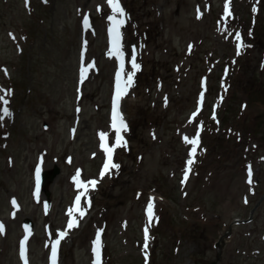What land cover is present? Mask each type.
I'll use <instances>...</instances> for the list:
<instances>
[{"label":"rangeland","instance_id":"obj_1","mask_svg":"<svg viewBox=\"0 0 264 264\" xmlns=\"http://www.w3.org/2000/svg\"><path fill=\"white\" fill-rule=\"evenodd\" d=\"M225 3L121 0L124 73L135 71L133 55L140 70L125 95L127 144L113 161L120 167L101 177L99 134L115 144L111 95L120 69L119 57L108 55L107 0H0V89L11 90L14 110L0 120V264H25L27 220L35 227L28 264H48L62 231V264H94L101 229L104 264L210 263L219 253L218 264H264V0H231L226 19ZM82 47L83 63L95 64L83 84ZM201 124L204 142L182 183L193 147L184 137L202 132ZM38 167L60 170L47 186V211L45 192L36 194ZM78 170L81 180L98 183L71 231L68 210L83 191L73 180Z\"/></svg>","mask_w":264,"mask_h":264},{"label":"snow or ice","instance_id":"obj_2","mask_svg":"<svg viewBox=\"0 0 264 264\" xmlns=\"http://www.w3.org/2000/svg\"><path fill=\"white\" fill-rule=\"evenodd\" d=\"M27 2V0H26ZM46 2V0H45ZM230 2L231 0H226L225 3V19L231 15L230 11ZM107 3L111 9L112 14L108 16V20L111 22V25L109 27V34L111 37V50L109 51L108 55L109 56H117L119 57L120 60V71L117 73L116 76V92H115V98L113 102V110H112V125L111 127L114 129L115 132V144L112 146H109L107 142V137L108 134L101 132L100 139L102 141L101 143V148L104 150V152L107 155L106 163L104 164L103 171L101 172V177H103L107 172H109L111 169H119V165L113 162V153L117 147H122L126 146L127 141L124 140L122 136V132L127 130V124L124 120V117L122 113L119 110L120 106V101L123 96L127 94V90L129 87H131L133 83V77L136 74V71L140 70V65L136 63V57L135 55L132 56L131 58V65L132 68L135 69V71L129 73L127 75V80L122 81L121 76L122 73L124 72V52L122 51V45H121V27L125 23V19L123 17L126 16L125 10L121 4V0H107ZM99 10V6H98ZM199 18V17H198ZM83 24L85 28L90 27V22H89V17L85 15L83 17ZM11 35V34H10ZM13 39L15 37L13 36ZM236 40L238 41V54H239V49L244 47L242 37L239 35V33L236 34ZM86 44V42H85ZM95 64L94 62L89 63L85 65L83 63V53H82V65L80 69V83L83 84L84 80L87 78V73L94 68ZM5 74L7 75V69H4ZM4 94L0 95V104L3 105L2 108H0V112L3 113L2 116H0V120H2L6 116H11L12 113L10 109L8 108L9 100L7 99L8 96L11 95V90L10 89H0ZM167 99V98H165ZM201 102L203 101V93H201ZM79 111V109H77ZM199 111V110H198ZM198 114V112L193 113V119L195 116ZM215 118V117H213ZM203 125L201 124V130H202ZM73 132H75V129H73ZM185 141L193 147L191 148V153L190 156L192 157L191 159L188 160V168L185 171L184 174V179L182 181L186 182L188 179V174L191 171V165L194 163L195 160V155L197 152V146L199 144V131L197 132L196 137L189 139L187 136L184 137ZM39 175H40V169L39 167L36 169V178H37V189H36V194L38 196L39 194ZM80 171L78 170L76 175L73 177V180L76 183V187L78 189H83L77 195L75 199V207L70 208L68 210V214L71 217L69 219L67 228L72 229L75 227H78L79 221L74 215V213H79V216L82 218L85 215V209L81 207V197L86 196L89 187L95 188L96 184L98 181L96 180H91V181H83L80 179ZM249 183H251V168L249 167ZM154 200L155 198H151L150 202L147 207V215H148V221H149V226L153 222L154 218ZM247 202V201H246ZM12 204L18 208V204L16 200L13 198ZM88 204L90 206V200L88 201ZM48 205L45 204V210L47 211ZM15 215V213H13ZM158 219V218H157ZM149 226H146L144 231H145V243H144V249H145V256L147 257V248H148V240H149ZM27 227V226H26ZM4 230V225L0 223V232H3ZM103 232V229L98 231L96 239L94 241V248L93 251L96 254V259H95V264H101V248H102V241H101V233ZM67 235L66 231H62L59 233V238H57L51 246V264H57V257H58V250H59V245L61 240ZM27 240H28V235L24 237V241L21 243V257L24 259L25 264H28L27 261Z\"/></svg>","mask_w":264,"mask_h":264},{"label":"water","instance_id":"obj_3","mask_svg":"<svg viewBox=\"0 0 264 264\" xmlns=\"http://www.w3.org/2000/svg\"><path fill=\"white\" fill-rule=\"evenodd\" d=\"M60 170L58 167H56V169L52 172H45L43 174V187L46 189L47 191V186L49 185V183H51L55 178L56 176L59 174ZM47 194L49 195V191H47ZM220 253L218 254V258L217 260L215 261H212L210 263H201V262H197V264H218V260L220 258Z\"/></svg>","mask_w":264,"mask_h":264},{"label":"bare ground","instance_id":"obj_4","mask_svg":"<svg viewBox=\"0 0 264 264\" xmlns=\"http://www.w3.org/2000/svg\"><path fill=\"white\" fill-rule=\"evenodd\" d=\"M123 41H124V38H123L122 33H121V43H122ZM108 143H110V141H109ZM191 158H192V157H191ZM191 158H190V159H191ZM191 167H192V165H191ZM48 189H49V188H48ZM42 194H43V193H41V191H40L39 194H38V196L41 197ZM27 233H28V232H27ZM29 234H31V233H28V235H29Z\"/></svg>","mask_w":264,"mask_h":264},{"label":"trees","instance_id":"obj_5","mask_svg":"<svg viewBox=\"0 0 264 264\" xmlns=\"http://www.w3.org/2000/svg\"><path fill=\"white\" fill-rule=\"evenodd\" d=\"M263 68H264V67H263ZM246 69H247V71H249V72L252 71L251 73H254L253 70H251V67H248V68H246ZM236 95H237V92H236V91L233 92L232 96L236 98Z\"/></svg>","mask_w":264,"mask_h":264}]
</instances>
